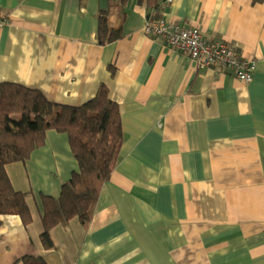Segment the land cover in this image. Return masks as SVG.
<instances>
[{
    "label": "crops",
    "instance_id": "obj_1",
    "mask_svg": "<svg viewBox=\"0 0 264 264\" xmlns=\"http://www.w3.org/2000/svg\"><path fill=\"white\" fill-rule=\"evenodd\" d=\"M0 14V82L73 107L104 84L123 130L91 222L53 228L51 249L41 197L78 170L68 135L50 130L28 161L6 166L33 221L0 218V264H264V0H0ZM101 15L119 35L105 44ZM160 20L254 59L253 80L147 37Z\"/></svg>",
    "mask_w": 264,
    "mask_h": 264
},
{
    "label": "trees",
    "instance_id": "obj_2",
    "mask_svg": "<svg viewBox=\"0 0 264 264\" xmlns=\"http://www.w3.org/2000/svg\"><path fill=\"white\" fill-rule=\"evenodd\" d=\"M99 35L101 44L119 37L109 32L105 15L100 16ZM50 130L68 135L78 170L62 186L58 197H41L44 227L41 240L47 249L54 247L50 235L53 228L67 225L73 219L89 225L123 144L119 107L106 85H101L97 95L86 104L73 107L52 103L39 90L0 82V218L16 215L25 226L32 223L30 194L14 189L6 166L28 161L35 150L45 145ZM22 261L47 264L42 258L29 256Z\"/></svg>",
    "mask_w": 264,
    "mask_h": 264
},
{
    "label": "built area",
    "instance_id": "obj_3",
    "mask_svg": "<svg viewBox=\"0 0 264 264\" xmlns=\"http://www.w3.org/2000/svg\"><path fill=\"white\" fill-rule=\"evenodd\" d=\"M172 1L167 0V3ZM7 23L0 14V28ZM145 34L151 39H161L169 48L188 55L199 68L224 70L243 83H250L254 78L257 69L254 59L246 57L227 42L207 39L198 28L160 20L147 23Z\"/></svg>",
    "mask_w": 264,
    "mask_h": 264
}]
</instances>
